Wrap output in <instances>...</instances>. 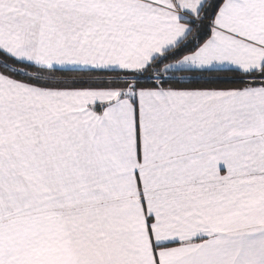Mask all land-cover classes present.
<instances>
[{
  "label": "snow or ice",
  "instance_id": "6c2138e0",
  "mask_svg": "<svg viewBox=\"0 0 264 264\" xmlns=\"http://www.w3.org/2000/svg\"><path fill=\"white\" fill-rule=\"evenodd\" d=\"M0 264H264V0H0Z\"/></svg>",
  "mask_w": 264,
  "mask_h": 264
}]
</instances>
